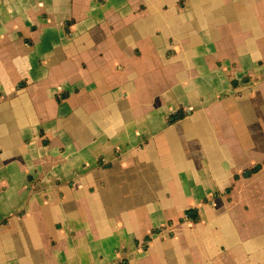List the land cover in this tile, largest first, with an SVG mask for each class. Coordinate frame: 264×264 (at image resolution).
<instances>
[{"label": "crops", "instance_id": "obj_1", "mask_svg": "<svg viewBox=\"0 0 264 264\" xmlns=\"http://www.w3.org/2000/svg\"><path fill=\"white\" fill-rule=\"evenodd\" d=\"M0 264H264V0H0Z\"/></svg>", "mask_w": 264, "mask_h": 264}, {"label": "trees", "instance_id": "obj_2", "mask_svg": "<svg viewBox=\"0 0 264 264\" xmlns=\"http://www.w3.org/2000/svg\"><path fill=\"white\" fill-rule=\"evenodd\" d=\"M70 30V25L67 24V34H70L69 32ZM185 116V111L183 109H180L176 112H173L168 120L170 123H175L176 121L182 119ZM262 168V164H258L255 167L251 168V169H247L245 171H243L241 174H237L235 175V180L239 179L241 176L243 177H250L251 175H253L254 173L258 172L260 169ZM232 191V186L226 188L225 190V194H229ZM187 216L189 219H191L194 222H197L199 219V215L197 214V210L196 209H188L187 210ZM149 239V237L146 238V241Z\"/></svg>", "mask_w": 264, "mask_h": 264}, {"label": "rangeland", "instance_id": "obj_3", "mask_svg": "<svg viewBox=\"0 0 264 264\" xmlns=\"http://www.w3.org/2000/svg\"><path fill=\"white\" fill-rule=\"evenodd\" d=\"M238 107L240 109L244 108L245 110H247L246 115L248 117L258 114L259 110L261 109L260 104L259 105L247 104V103H242V101L238 103Z\"/></svg>", "mask_w": 264, "mask_h": 264}]
</instances>
